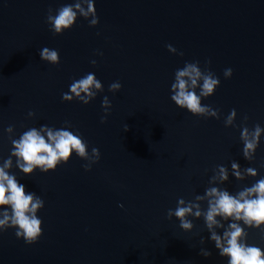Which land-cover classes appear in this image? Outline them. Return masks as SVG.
Returning a JSON list of instances; mask_svg holds the SVG:
<instances>
[{
    "label": "water",
    "instance_id": "water-1",
    "mask_svg": "<svg viewBox=\"0 0 264 264\" xmlns=\"http://www.w3.org/2000/svg\"><path fill=\"white\" fill-rule=\"evenodd\" d=\"M70 2L0 0V158L9 154L8 125L18 136L27 127L69 120L100 159L88 171L73 155L55 171L18 174L45 201L38 212L43 234L25 244L13 229L0 233V264H225L202 219L186 232L166 213L178 197L202 194L215 165L235 159L258 167L264 141L256 160L245 161L238 128H226L223 116L205 119L178 108L169 88L185 61L204 67L210 60L220 85L202 103L224 115L235 108L237 124L246 114L249 127L264 126V0H95L96 26L78 18L53 35L48 8ZM43 46L59 51L58 65L40 59ZM228 67L233 72L225 79ZM87 72L104 91L88 104L62 101L71 79ZM116 80L121 89L109 92ZM104 95L111 108L101 123ZM253 179L230 176L224 186L235 191ZM248 232L249 243L264 247L258 230ZM201 247L212 255H199Z\"/></svg>",
    "mask_w": 264,
    "mask_h": 264
},
{
    "label": "clouds",
    "instance_id": "clouds-1",
    "mask_svg": "<svg viewBox=\"0 0 264 264\" xmlns=\"http://www.w3.org/2000/svg\"><path fill=\"white\" fill-rule=\"evenodd\" d=\"M78 18L86 20L90 27L98 24L95 0H72L55 10L49 7L45 24L53 35H59L71 29ZM165 47L170 53L184 55L172 44H166ZM38 54L42 61L49 64L60 63L59 51L55 48L43 46ZM95 54L103 55L98 50ZM89 63L95 66L97 61L91 59ZM210 63V60H205L204 67H201L199 60L185 61L182 67L175 69L169 88L170 100L194 116L205 119H221L223 116L226 128L239 129L241 156L251 163L256 160V151L264 141V126L255 123L249 127L246 114L237 124L235 108L224 115L219 108L202 103L220 85V78L210 69ZM232 72L231 67L225 68L223 77L230 78ZM121 87L120 81L116 80L108 85V91L115 93ZM103 91L102 81L94 72H87L71 79L67 91L61 93V100L88 104ZM110 108L111 101L104 95L101 99L104 113L100 117L101 123L106 120ZM34 115L32 110L27 113L29 118ZM127 129L128 125L125 124L124 130ZM4 132L8 134L10 149L7 157L0 158V233L13 229L17 239L32 244L43 234V222L38 212L44 207L45 201L36 192L27 190L18 174L30 175L37 170L41 173L55 171L73 155L85 161L82 167L88 171L99 161L101 153L95 146L89 150L88 142L69 120L62 121L59 127L48 124L27 127L18 136L15 135V126L10 124ZM260 168H264V160L260 161L258 167H242L235 159L228 165H215L203 193L194 195L190 200L178 197L175 207L167 210L166 217H175L179 227L186 232L193 229V219H202L208 241L217 250V255L224 258L225 264H264V247L248 242L249 229L258 230L264 239V175L260 174ZM230 176L237 181H244L248 177L254 179L250 184L230 191L224 186ZM204 242L205 237L201 236L200 243L203 245ZM198 254L207 258L212 255V251L201 247Z\"/></svg>",
    "mask_w": 264,
    "mask_h": 264
}]
</instances>
